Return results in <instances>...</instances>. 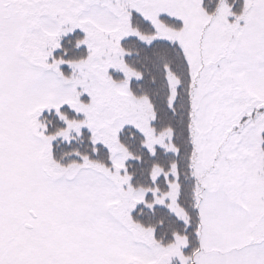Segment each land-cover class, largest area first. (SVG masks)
Instances as JSON below:
<instances>
[{
    "label": "snow or ice",
    "instance_id": "snow-or-ice-1",
    "mask_svg": "<svg viewBox=\"0 0 264 264\" xmlns=\"http://www.w3.org/2000/svg\"><path fill=\"white\" fill-rule=\"evenodd\" d=\"M0 264H264V0H0Z\"/></svg>",
    "mask_w": 264,
    "mask_h": 264
}]
</instances>
